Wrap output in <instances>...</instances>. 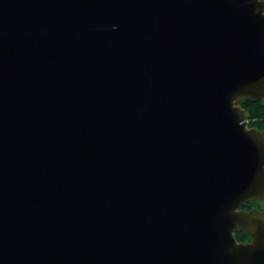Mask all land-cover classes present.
Wrapping results in <instances>:
<instances>
[{"label":"water","instance_id":"obj_1","mask_svg":"<svg viewBox=\"0 0 264 264\" xmlns=\"http://www.w3.org/2000/svg\"><path fill=\"white\" fill-rule=\"evenodd\" d=\"M244 97L264 0H0V264H264Z\"/></svg>","mask_w":264,"mask_h":264},{"label":"trees","instance_id":"obj_2","mask_svg":"<svg viewBox=\"0 0 264 264\" xmlns=\"http://www.w3.org/2000/svg\"><path fill=\"white\" fill-rule=\"evenodd\" d=\"M238 105L249 115L248 126L264 132V99L252 100L244 97L238 101ZM242 208L247 211L257 210L261 212L263 210L260 200L256 199L248 201ZM234 235L237 241L245 242L250 239L249 234L241 229H237Z\"/></svg>","mask_w":264,"mask_h":264},{"label":"rangeland","instance_id":"obj_3","mask_svg":"<svg viewBox=\"0 0 264 264\" xmlns=\"http://www.w3.org/2000/svg\"><path fill=\"white\" fill-rule=\"evenodd\" d=\"M260 205L263 208V210L260 212L262 215H264V200H260Z\"/></svg>","mask_w":264,"mask_h":264},{"label":"flooded vegetation","instance_id":"obj_4","mask_svg":"<svg viewBox=\"0 0 264 264\" xmlns=\"http://www.w3.org/2000/svg\"><path fill=\"white\" fill-rule=\"evenodd\" d=\"M251 240V238L249 239V240H246L245 242H248V241H250Z\"/></svg>","mask_w":264,"mask_h":264}]
</instances>
